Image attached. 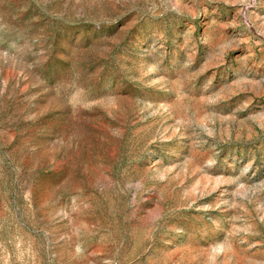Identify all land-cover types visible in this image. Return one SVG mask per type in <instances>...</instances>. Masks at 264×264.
<instances>
[{"label":"rangeland","instance_id":"374dc122","mask_svg":"<svg viewBox=\"0 0 264 264\" xmlns=\"http://www.w3.org/2000/svg\"><path fill=\"white\" fill-rule=\"evenodd\" d=\"M0 264H264V0H0Z\"/></svg>","mask_w":264,"mask_h":264}]
</instances>
